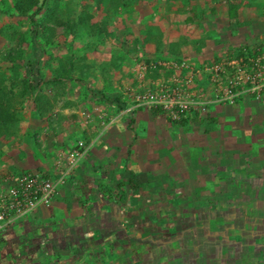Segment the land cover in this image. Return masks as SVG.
<instances>
[{"label":"rangeland","instance_id":"rangeland-1","mask_svg":"<svg viewBox=\"0 0 264 264\" xmlns=\"http://www.w3.org/2000/svg\"><path fill=\"white\" fill-rule=\"evenodd\" d=\"M180 39L178 59L171 42ZM238 50L245 54L235 56ZM263 67L264 0H0V176L13 173L5 171L2 141L13 137L22 143L38 131L70 132L73 114L82 121L115 115L116 106L133 105V113L152 108L139 105L138 97L163 84L194 101L191 110L200 115L207 107L228 114L225 124H234L252 151L255 176L250 201L242 195L234 202L223 198L222 216L194 199L200 212L181 225L173 208L171 227L177 232L171 241L219 242L223 236L227 244L229 227L244 231L251 222L261 231L264 201L258 199L264 186L256 176L264 172V88L251 86L253 73L263 77ZM156 112L172 121L166 110ZM246 238L241 235L239 242Z\"/></svg>","mask_w":264,"mask_h":264},{"label":"crops","instance_id":"crops-1","mask_svg":"<svg viewBox=\"0 0 264 264\" xmlns=\"http://www.w3.org/2000/svg\"><path fill=\"white\" fill-rule=\"evenodd\" d=\"M132 107L82 121L70 115V132L2 141L5 171L42 169L65 179L50 204L0 228V264H264V227L252 222L244 231L229 227L227 244L223 236L171 241L175 210L184 225L205 202L222 216L223 198L252 197V151L225 124L229 115L207 107L209 118L191 110L179 123L155 108ZM79 140L87 147L71 167L68 153ZM256 177L264 186V172ZM240 234L250 239L239 242Z\"/></svg>","mask_w":264,"mask_h":264},{"label":"built area","instance_id":"built-area-1","mask_svg":"<svg viewBox=\"0 0 264 264\" xmlns=\"http://www.w3.org/2000/svg\"><path fill=\"white\" fill-rule=\"evenodd\" d=\"M258 66V64H257ZM261 73H253L251 90L264 88ZM178 93L170 92L165 85H157V88L138 97L139 105L162 107L169 113L173 122H182L190 112L194 101L177 97ZM87 143L79 140L69 151V165L82 156ZM65 174L54 179L45 170H26L18 174L0 176V228L8 226L20 216L33 213L40 205H48L55 196L58 186L64 183Z\"/></svg>","mask_w":264,"mask_h":264},{"label":"trees","instance_id":"trees-1","mask_svg":"<svg viewBox=\"0 0 264 264\" xmlns=\"http://www.w3.org/2000/svg\"><path fill=\"white\" fill-rule=\"evenodd\" d=\"M45 1H47V0H43V2H45ZM232 10H234V14H236V11H237V5H235L234 7H232L231 8ZM41 10V6L40 7H38V9H37V12L38 11H40ZM33 18H34V16H33ZM34 21V35L35 36H37V34H38V24H39V22L38 21H36L35 19L33 20ZM151 30H148V34H149V32H150ZM159 36L161 37V34L159 33ZM146 41H149L150 40V38H148V37H146V39H145ZM157 42L160 44V39H158L157 40ZM181 42H183L181 39L180 40H177V41H173V42H171V52H173V54L174 55H176V57H178V59H181V52H180V49H181ZM38 49H39V47H38V45H34V51H33V53L34 54H36L37 53V51H38ZM238 51H240V52H237L236 53V55L235 56H237V57H239V56H242V55H244L245 54V51L243 50V51H241V50H238ZM172 54V53H171ZM150 65V64H149ZM116 101H118V102H120V98L119 97H117L116 98ZM152 108H155V107H153V106H151ZM156 110H158V111H160V110H164L162 107H158V108H155ZM187 118L186 117H184V119H183V121L182 122H184L185 120H186Z\"/></svg>","mask_w":264,"mask_h":264}]
</instances>
